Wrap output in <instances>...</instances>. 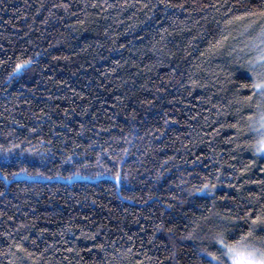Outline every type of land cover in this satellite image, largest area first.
Here are the masks:
<instances>
[{
	"label": "trees",
	"instance_id": "1",
	"mask_svg": "<svg viewBox=\"0 0 264 264\" xmlns=\"http://www.w3.org/2000/svg\"><path fill=\"white\" fill-rule=\"evenodd\" d=\"M262 6L0 0V264H215L264 247V99L242 86L264 51L238 31Z\"/></svg>",
	"mask_w": 264,
	"mask_h": 264
},
{
	"label": "snow or ice",
	"instance_id": "2",
	"mask_svg": "<svg viewBox=\"0 0 264 264\" xmlns=\"http://www.w3.org/2000/svg\"><path fill=\"white\" fill-rule=\"evenodd\" d=\"M246 16L249 17H256L259 16L260 18L264 19V6L261 7L259 13L256 12H246ZM242 18V17H241ZM255 21H253L254 23ZM252 24H249L247 27L250 29L252 28ZM254 39H259L261 44H264V26L260 27L259 32L257 33V36L254 37ZM260 61H264V54H261L259 56ZM29 61H23L22 64L17 65V69L19 70L22 66L27 65ZM253 75L256 76V80L251 84L242 85L243 87H251L255 90H258L260 96L262 99H264V72H254ZM247 99L251 100V97H248ZM258 108L264 107L262 105H257ZM235 127H238L235 126ZM261 127L264 128V115L261 117ZM257 152H264V138H262L257 146H256ZM264 171V170H262ZM205 187H208V185H205ZM213 188L215 186H212ZM198 191H203V189H198ZM258 226H264V215H256L255 219L252 220V227L256 228ZM249 236L252 235V232L249 231ZM222 236L221 233L216 234V236L213 237L214 240H219L221 244H223V240L220 238ZM203 251H207V249H203ZM210 255H213L215 260L220 262L221 258L219 256H215V254L210 253ZM228 255L232 257V260L235 262V264H264V247H253L250 251H237L234 247H228Z\"/></svg>",
	"mask_w": 264,
	"mask_h": 264
},
{
	"label": "rangeland",
	"instance_id": "3",
	"mask_svg": "<svg viewBox=\"0 0 264 264\" xmlns=\"http://www.w3.org/2000/svg\"><path fill=\"white\" fill-rule=\"evenodd\" d=\"M247 26L248 25H245V24L240 26L238 28L239 33L240 34L242 33V35H244V36H246L248 33L253 34V36L251 38L246 39L248 46L250 48H255V49H257V47H260L259 49L264 51V44H261L259 39H254V37L257 36V33L260 30V27L264 26V22L261 23L260 26L258 25L255 28H253V26H252V28L249 29ZM260 72H264V63H262L260 65ZM262 138H264V128L261 127V139ZM262 153L264 154V152H262ZM228 247H234L237 249V251H250L255 246L241 242V243H237L233 246H228ZM228 247L225 248L224 252L220 256L221 260H220L219 264H235V262L232 260V257L230 255H228ZM215 264H218V262L216 261Z\"/></svg>",
	"mask_w": 264,
	"mask_h": 264
},
{
	"label": "water",
	"instance_id": "4",
	"mask_svg": "<svg viewBox=\"0 0 264 264\" xmlns=\"http://www.w3.org/2000/svg\"><path fill=\"white\" fill-rule=\"evenodd\" d=\"M29 65H30V62L27 65L22 66L19 70H17V73H21V71L25 69L26 67H28Z\"/></svg>",
	"mask_w": 264,
	"mask_h": 264
}]
</instances>
